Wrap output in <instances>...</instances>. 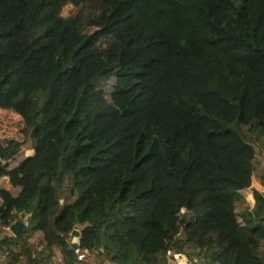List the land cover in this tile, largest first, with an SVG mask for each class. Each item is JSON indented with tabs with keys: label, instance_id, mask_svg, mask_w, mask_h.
<instances>
[{
	"label": "trees",
	"instance_id": "16d2710c",
	"mask_svg": "<svg viewBox=\"0 0 264 264\" xmlns=\"http://www.w3.org/2000/svg\"><path fill=\"white\" fill-rule=\"evenodd\" d=\"M0 62L6 264H264V0H0Z\"/></svg>",
	"mask_w": 264,
	"mask_h": 264
},
{
	"label": "rangeland",
	"instance_id": "374dc122",
	"mask_svg": "<svg viewBox=\"0 0 264 264\" xmlns=\"http://www.w3.org/2000/svg\"><path fill=\"white\" fill-rule=\"evenodd\" d=\"M4 66L2 62H0V69ZM19 119L17 117H9L4 118L0 116V138L10 137L14 135L18 129ZM257 150V159L254 164V177L252 180L251 187L244 193L246 199V206L250 208V214L257 217L258 212H262V208L258 203V198L255 193H262L263 188L260 185V177L264 175V156L260 153L259 145L255 144ZM29 153L28 149H25L24 156ZM208 260L202 255L199 258H195V264H207Z\"/></svg>",
	"mask_w": 264,
	"mask_h": 264
},
{
	"label": "built area",
	"instance_id": "2783aa9c",
	"mask_svg": "<svg viewBox=\"0 0 264 264\" xmlns=\"http://www.w3.org/2000/svg\"><path fill=\"white\" fill-rule=\"evenodd\" d=\"M5 230L6 232L10 233L9 228H6ZM72 243L76 244L78 248V243L76 242V239H73ZM76 252H77L78 261H84L86 259V255L83 252H80L78 249L76 250ZM164 257L167 260V264H193L184 254L177 252L175 250L166 251ZM59 264H63V263H59Z\"/></svg>",
	"mask_w": 264,
	"mask_h": 264
},
{
	"label": "crops",
	"instance_id": "0c3cea01",
	"mask_svg": "<svg viewBox=\"0 0 264 264\" xmlns=\"http://www.w3.org/2000/svg\"><path fill=\"white\" fill-rule=\"evenodd\" d=\"M31 154H32V151L29 150V153L27 155H25V157H28ZM6 183H9L8 179H4L1 183V185H3L5 187ZM0 205H1V199H0ZM24 223H25V221H24ZM4 235H7L9 237H14L9 232L0 234V264H6L7 263L5 260V255L1 254V251H2V241L1 240L4 237ZM29 243L31 244V246L36 247L37 249H40L41 248V236H40V234L32 235V237L29 239ZM53 263H55V264L60 263V257H59V254L57 252H56L55 256L53 257Z\"/></svg>",
	"mask_w": 264,
	"mask_h": 264
},
{
	"label": "water",
	"instance_id": "95a60500",
	"mask_svg": "<svg viewBox=\"0 0 264 264\" xmlns=\"http://www.w3.org/2000/svg\"><path fill=\"white\" fill-rule=\"evenodd\" d=\"M5 189L6 190L10 189L9 183L5 184ZM9 231L14 237H17L19 234H26L28 232V227L23 221H17L9 227ZM72 234L75 237L79 236L77 227L74 229V232ZM73 248L77 249V245L73 244Z\"/></svg>",
	"mask_w": 264,
	"mask_h": 264
}]
</instances>
